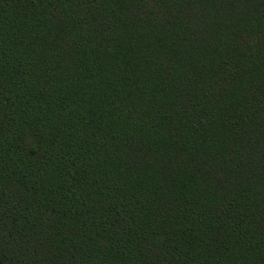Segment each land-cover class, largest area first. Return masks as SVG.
Returning <instances> with one entry per match:
<instances>
[{
  "label": "trees",
  "instance_id": "obj_1",
  "mask_svg": "<svg viewBox=\"0 0 264 264\" xmlns=\"http://www.w3.org/2000/svg\"><path fill=\"white\" fill-rule=\"evenodd\" d=\"M0 264H264V0H0Z\"/></svg>",
  "mask_w": 264,
  "mask_h": 264
}]
</instances>
